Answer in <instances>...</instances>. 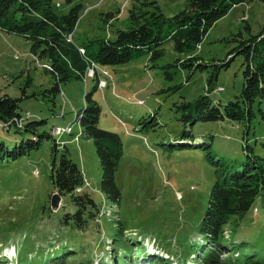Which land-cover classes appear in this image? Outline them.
Listing matches in <instances>:
<instances>
[{
	"label": "rangeland",
	"instance_id": "obj_1",
	"mask_svg": "<svg viewBox=\"0 0 264 264\" xmlns=\"http://www.w3.org/2000/svg\"><path fill=\"white\" fill-rule=\"evenodd\" d=\"M151 1L166 17L188 6V0ZM76 4L83 5L73 31L76 44L114 39L117 29L127 27L131 0H54V9L64 14ZM263 26V2L234 6L198 48L208 65L203 70L182 67L178 60L185 54L172 42L155 60L144 53L128 63L99 65L110 73L101 75L106 85L94 93L102 107L99 126L119 134L123 142L116 171L118 202L103 193L94 139L75 121L97 79L63 82L54 102L46 90L55 77L45 69L47 60L33 53V40L0 29V95L19 99L18 111L33 115L30 121H44L36 136L52 133L56 126L71 127L16 159L0 160V264H264L261 198L243 218H231L224 227L223 245H204L201 228L220 169H242L250 159L246 146L264 158V120L257 115L249 126L229 118L187 123L181 108L183 102L207 93L214 64L229 59L209 95L221 105L236 100L243 89L244 56L235 49ZM2 122L0 144L7 149L34 135L24 127L8 130ZM65 147L83 172L85 191L103 206L99 221L88 230L61 223L75 210L70 195L63 196L58 210L51 208V166Z\"/></svg>",
	"mask_w": 264,
	"mask_h": 264
},
{
	"label": "trees",
	"instance_id": "obj_2",
	"mask_svg": "<svg viewBox=\"0 0 264 264\" xmlns=\"http://www.w3.org/2000/svg\"><path fill=\"white\" fill-rule=\"evenodd\" d=\"M73 1L66 0L67 3ZM252 1L188 0L187 8L166 17L155 1L131 0L127 27L117 29L114 39H95L76 44L68 41L67 35L76 27L82 4L74 5L67 13L58 14L54 9V0H0V29L33 40V53L47 60L44 63L45 69L55 77L53 86L46 90L55 102L63 82L86 78L90 58L102 66L128 63L144 53H149L150 59L155 60L164 54V45L172 42L178 52L185 54L184 59L178 60L182 67L190 68L192 72L203 70L208 65L198 54V48L210 28L234 6ZM259 1L264 3V0ZM246 27L250 29L248 24ZM80 47L85 49L84 54L80 52ZM235 54L244 56L243 89L240 95L225 105L214 102L209 93L216 89L218 71L221 67L229 66L231 59L223 64H214L215 70L207 80V93L194 101L182 103L184 122L229 118L249 126L257 115L264 120V26L258 34L242 40ZM92 78L97 79V83L85 95V106L76 113L75 121L81 124L86 137L94 139L103 171V193L111 201L118 202L121 192L116 183V171L123 154V142L119 134L99 126L102 107L94 99V93L99 87L100 77L96 75ZM18 108L19 99L7 94L0 95V120L5 123L15 118H25L19 127L15 124L6 126L3 122L2 126L8 130L13 126L24 127L34 135L23 139L13 149L0 144V160L16 159L38 148L44 138L55 135L53 130L52 133L44 131L36 136L38 125L44 121H30L33 115L26 118ZM57 150L56 144L53 148L54 156ZM246 151L250 159L244 163L243 168L235 171H224L221 168V177L213 184L202 219L204 245H223L224 227L231 218H243L258 198H261L264 205V158L252 154L248 146ZM208 153L212 156L210 151ZM51 179L55 191H59L62 198L70 195L75 206L74 212H67L62 217V224L88 230L93 222L99 221L102 206L85 191L87 184L83 172L70 157L67 147L61 151L60 158L52 162ZM213 258L211 256L210 260Z\"/></svg>",
	"mask_w": 264,
	"mask_h": 264
},
{
	"label": "built area",
	"instance_id": "obj_3",
	"mask_svg": "<svg viewBox=\"0 0 264 264\" xmlns=\"http://www.w3.org/2000/svg\"><path fill=\"white\" fill-rule=\"evenodd\" d=\"M67 40L70 41V42H73V33H70V34L67 35ZM80 51H82V52L84 51V52H85V49L82 48V47H80ZM90 60H91V63H92V66H93V67L91 68V70L89 71V73H88V75H87L86 77H88V76H90V77H95L96 75H98V76L100 77L99 85L102 86L103 79H101V75H105V74H107V73H108V75H109L110 73H109L108 70H106V69H102V70H101V68L99 67V65H98L94 60H92L91 58H90ZM102 87H103V86H102ZM221 90H223V88H221ZM30 116H31V114H28V115L26 116V118H27V117H30ZM24 119H25V118H23V117H21V118H15V120H9V121L5 122L4 124H5L6 126H12L13 124H15L16 127H19V126H21V124L24 122ZM14 122H15V123H14ZM70 128H71V127H68V128H66V129H63V130H54V134H55V135H61V134H63L64 132H67ZM78 190L80 191L81 188H78Z\"/></svg>",
	"mask_w": 264,
	"mask_h": 264
},
{
	"label": "water",
	"instance_id": "obj_4",
	"mask_svg": "<svg viewBox=\"0 0 264 264\" xmlns=\"http://www.w3.org/2000/svg\"><path fill=\"white\" fill-rule=\"evenodd\" d=\"M62 202V195L59 191H55L51 196V208L58 210Z\"/></svg>",
	"mask_w": 264,
	"mask_h": 264
},
{
	"label": "bare ground",
	"instance_id": "obj_5",
	"mask_svg": "<svg viewBox=\"0 0 264 264\" xmlns=\"http://www.w3.org/2000/svg\"><path fill=\"white\" fill-rule=\"evenodd\" d=\"M80 52H82V51H80ZM83 54L85 53L84 51L82 52ZM93 66H92V63L90 64V66H89V68H88V71H87V74H86V76L88 75V73H89V71L91 70V68H92ZM107 76V75H106ZM103 83L106 85V80L105 81H103ZM104 85V86H105ZM69 127V126H68ZM68 127H66V128H68ZM66 128H63V127H61V126H56L55 127V130H63V129H66ZM71 130V128L67 131V132H69Z\"/></svg>",
	"mask_w": 264,
	"mask_h": 264
},
{
	"label": "crops",
	"instance_id": "obj_6",
	"mask_svg": "<svg viewBox=\"0 0 264 264\" xmlns=\"http://www.w3.org/2000/svg\"><path fill=\"white\" fill-rule=\"evenodd\" d=\"M75 42V41H74Z\"/></svg>",
	"mask_w": 264,
	"mask_h": 264
}]
</instances>
